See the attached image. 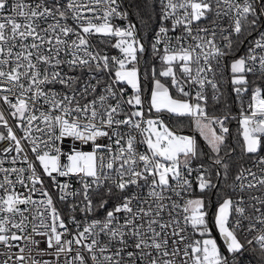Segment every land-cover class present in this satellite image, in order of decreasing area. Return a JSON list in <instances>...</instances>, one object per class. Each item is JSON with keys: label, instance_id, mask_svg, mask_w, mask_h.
Here are the masks:
<instances>
[{"label": "snow or ice", "instance_id": "1", "mask_svg": "<svg viewBox=\"0 0 264 264\" xmlns=\"http://www.w3.org/2000/svg\"><path fill=\"white\" fill-rule=\"evenodd\" d=\"M0 264H264V0H0Z\"/></svg>", "mask_w": 264, "mask_h": 264}, {"label": "built area", "instance_id": "2", "mask_svg": "<svg viewBox=\"0 0 264 264\" xmlns=\"http://www.w3.org/2000/svg\"><path fill=\"white\" fill-rule=\"evenodd\" d=\"M42 247H43V245H42Z\"/></svg>", "mask_w": 264, "mask_h": 264}, {"label": "trees", "instance_id": "3", "mask_svg": "<svg viewBox=\"0 0 264 264\" xmlns=\"http://www.w3.org/2000/svg\"><path fill=\"white\" fill-rule=\"evenodd\" d=\"M185 131H187V130H185Z\"/></svg>", "mask_w": 264, "mask_h": 264}]
</instances>
